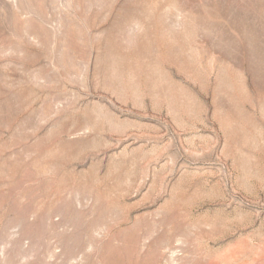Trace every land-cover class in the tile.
Instances as JSON below:
<instances>
[{
  "label": "rangeland",
  "instance_id": "rangeland-1",
  "mask_svg": "<svg viewBox=\"0 0 264 264\" xmlns=\"http://www.w3.org/2000/svg\"><path fill=\"white\" fill-rule=\"evenodd\" d=\"M168 28L183 109L99 59ZM0 264H264V0H0Z\"/></svg>",
  "mask_w": 264,
  "mask_h": 264
},
{
  "label": "bare ground",
  "instance_id": "bare-ground-1",
  "mask_svg": "<svg viewBox=\"0 0 264 264\" xmlns=\"http://www.w3.org/2000/svg\"><path fill=\"white\" fill-rule=\"evenodd\" d=\"M124 27L126 26L124 25ZM121 31L120 34L119 32L118 34H116L117 33L116 32L115 33L116 35H114V33H110L109 35L106 36L104 40V45L102 47L103 53L99 57V59H101V62L102 60L107 62L106 68L108 69V71H111L110 73L112 74L111 77L109 75V77L112 78L111 83L119 86L120 88H125L131 91L140 89L141 91L144 92V95L148 98L160 97L161 100L170 104L171 107L175 109H183V106L179 104L180 102V96L178 94L179 85L175 83L172 77L173 75H170L168 72L163 70L164 69L163 67L169 66L170 68L171 67L173 68L175 72L174 74L179 76H184V69L181 64L183 60L182 52L177 47L176 41L173 39L176 37V33H174L173 30L171 29L167 30L166 34L160 33L159 29L156 30L154 32L156 35V40H155V44L154 43L153 44L155 46V49L157 48V51L153 52V44L148 41V36L151 35L153 32L149 30H145V32H143L141 35H128L127 37H125L123 41L121 39V36H124L125 33L123 30ZM167 34L171 35L173 38L171 40H167L164 37V35ZM109 85L112 86L111 84ZM200 93L205 94L206 92L205 90L202 91L200 90ZM187 98L190 100L192 99L191 96H188ZM214 101L215 104L218 102L217 99ZM86 123L88 122L86 121ZM66 162L68 163V161Z\"/></svg>",
  "mask_w": 264,
  "mask_h": 264
}]
</instances>
